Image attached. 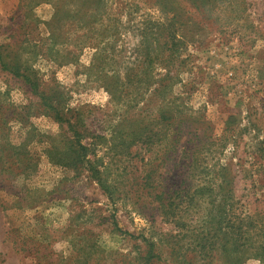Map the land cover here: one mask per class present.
<instances>
[{
	"label": "rangeland",
	"instance_id": "rangeland-1",
	"mask_svg": "<svg viewBox=\"0 0 264 264\" xmlns=\"http://www.w3.org/2000/svg\"><path fill=\"white\" fill-rule=\"evenodd\" d=\"M0 264H264V0H0Z\"/></svg>",
	"mask_w": 264,
	"mask_h": 264
},
{
	"label": "trees",
	"instance_id": "trees-1",
	"mask_svg": "<svg viewBox=\"0 0 264 264\" xmlns=\"http://www.w3.org/2000/svg\"><path fill=\"white\" fill-rule=\"evenodd\" d=\"M154 29L156 31L159 32V37H165L167 39H169V41H167L166 43H164L165 47L167 48L168 51H170V53H173L174 52V48H176L177 46L180 45V40L178 39H174V34H173V31L170 29V23H161V22H155L154 23ZM144 242H146V244L148 245L147 246V249L145 251V255L146 257L149 256V254L152 252V246L151 244L147 243V241L145 239H143Z\"/></svg>",
	"mask_w": 264,
	"mask_h": 264
}]
</instances>
